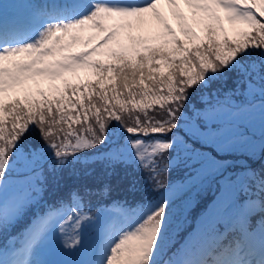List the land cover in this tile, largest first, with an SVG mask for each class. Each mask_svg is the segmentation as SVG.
I'll use <instances>...</instances> for the list:
<instances>
[{
    "label": "snow or ice",
    "instance_id": "6c2138e0",
    "mask_svg": "<svg viewBox=\"0 0 264 264\" xmlns=\"http://www.w3.org/2000/svg\"><path fill=\"white\" fill-rule=\"evenodd\" d=\"M257 146L259 169L238 162ZM173 161L215 188L195 227ZM94 165L159 194L45 199ZM0 264H264V0L0 3Z\"/></svg>",
    "mask_w": 264,
    "mask_h": 264
},
{
    "label": "trees",
    "instance_id": "16d2710c",
    "mask_svg": "<svg viewBox=\"0 0 264 264\" xmlns=\"http://www.w3.org/2000/svg\"><path fill=\"white\" fill-rule=\"evenodd\" d=\"M233 84H232V82H231V80H228L227 82H225V85H222V84H220V83H218V82H214L213 83V90L214 89H216V88H219L220 90H221V97L224 95V93H227V90L230 88V86H232ZM208 97H207V92H205V99H207ZM202 102L197 98V95L195 94V93H193V95H192V100H191V104H193V105H197V106H199L200 104H201ZM257 148H258V146H257ZM258 150H259V148H258ZM248 165H250V164H248ZM259 166L260 165H258V166H252L253 168H257V169H259ZM50 190H51V188H50ZM49 190V191H50ZM48 191V193L46 194V196L48 195V194H50V192ZM206 195H209V194H206ZM45 196V197H46ZM205 196V195H204ZM85 197H87V195L85 196ZM207 197H213V195L212 194H210L209 196H206L205 198H207Z\"/></svg>",
    "mask_w": 264,
    "mask_h": 264
}]
</instances>
